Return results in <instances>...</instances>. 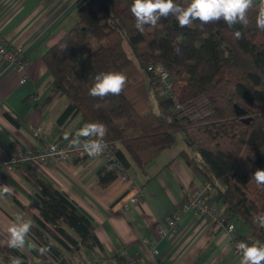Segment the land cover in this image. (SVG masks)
I'll return each instance as SVG.
<instances>
[{
	"label": "trees",
	"instance_id": "16d2710c",
	"mask_svg": "<svg viewBox=\"0 0 264 264\" xmlns=\"http://www.w3.org/2000/svg\"><path fill=\"white\" fill-rule=\"evenodd\" d=\"M175 2L187 7L189 0ZM130 5L131 0H75L77 23L42 56L52 88L66 103L57 125L63 127L77 115L83 126L103 124L102 140L115 144L125 169L124 152L141 170L145 152L173 145L174 133L188 138V132L195 131L209 146L196 145L203 164L185 151L178 157L212 185L228 221L247 228L246 235L238 236L250 245L264 243V227L253 222L264 214V185L251 178L257 169L264 170V30L256 26L261 0H252L246 24L232 28L222 20L181 28L169 15L155 26L145 25L142 32L135 27ZM158 64L169 74V96L156 74L148 71L149 65ZM109 71L126 77L121 93L90 96L95 76ZM202 99L210 107L202 117L173 113L176 104ZM234 106L247 113V123L235 116ZM222 141L228 142L227 150ZM118 178L116 171L103 168L97 184L106 188ZM30 182L38 215L32 217L28 235L42 264H83L82 250L104 254L95 223L82 208L38 176H31ZM10 253L0 247V264Z\"/></svg>",
	"mask_w": 264,
	"mask_h": 264
},
{
	"label": "crops",
	"instance_id": "0c3cea01",
	"mask_svg": "<svg viewBox=\"0 0 264 264\" xmlns=\"http://www.w3.org/2000/svg\"><path fill=\"white\" fill-rule=\"evenodd\" d=\"M75 14V0H0V44L23 50L29 79L20 85L13 68L0 62V154L82 139L76 136L83 127L80 116L63 127L57 125L66 103L52 88L42 61L45 51L77 23ZM37 128L40 135L35 138L32 130ZM173 145L145 152L144 170L124 152L133 185L143 192L138 205L128 203L126 208L122 199L129 185L115 180L106 188L98 186L97 174L104 167L100 158L71 164L53 161L43 168L25 165L12 172L0 169V185L10 189L0 193V247L13 251L4 255L3 264H42L28 234L23 247L7 244V229L12 223L32 221L38 215L30 182L33 175L65 193L93 219L104 254L99 257L82 250L83 264H240L225 231L215 229L206 216L180 212L183 200L200 190L205 180L178 157L182 151H174ZM212 193L210 202L221 207ZM174 215L180 220L172 230L168 222ZM235 224L239 234L248 233L246 227Z\"/></svg>",
	"mask_w": 264,
	"mask_h": 264
},
{
	"label": "clouds",
	"instance_id": "9594fccd",
	"mask_svg": "<svg viewBox=\"0 0 264 264\" xmlns=\"http://www.w3.org/2000/svg\"><path fill=\"white\" fill-rule=\"evenodd\" d=\"M251 3L252 0H189L187 7H181L175 0H131L129 10L135 20L136 29L141 32L145 25L155 26L161 18H166L169 15L175 17L178 26L181 28L196 21L208 24L221 20L229 28H232L237 23H247L246 12L251 7ZM256 26L258 29L264 30V0H261L260 11L256 17ZM234 35L239 39L241 33L236 31ZM125 82L126 77L120 72H101L95 76L94 83L89 89V95L101 98L109 94L118 95L124 88ZM105 131L103 124H85L77 130L76 136L96 137L97 139H88L82 142L76 139L74 145L82 147L83 152L88 156L100 155L106 147L102 142ZM251 178L258 185H264V170L257 169ZM9 190L6 185H0V193H7ZM253 222L264 227V214L255 217ZM31 226V220L12 223L7 229L9 234L8 247H23ZM236 248L240 254V264H264V243L249 245L240 241L236 244ZM16 264H19V261Z\"/></svg>",
	"mask_w": 264,
	"mask_h": 264
},
{
	"label": "built area",
	"instance_id": "2783aa9c",
	"mask_svg": "<svg viewBox=\"0 0 264 264\" xmlns=\"http://www.w3.org/2000/svg\"><path fill=\"white\" fill-rule=\"evenodd\" d=\"M0 62H4L11 66L15 73L19 76V84L25 85L28 82L26 73L28 63L25 60L23 50L21 48H7L0 44ZM162 69V70H161ZM148 71L153 72L158 77L164 95L169 96L172 93V83L169 79V74L165 68L158 65H149ZM166 73V76H165ZM210 110L206 100L193 101L186 104H176L173 113L179 117L197 118L207 114ZM33 136L39 137L40 129L32 130ZM93 137H82L81 142ZM106 145L103 152L97 156H88L82 150V147H77L74 143L58 142L50 143L41 149L33 147H20L8 153L0 154V169L6 172L21 169L25 165H31L38 168H43L53 161L64 164H71L75 161L100 158L104 161V167L107 171H116L118 180L123 184L130 186L127 197L122 201V207L126 208L128 203L138 205L143 197V192L133 185L131 176L128 174L124 165L116 156L115 144L102 140ZM213 187L210 183L205 182L200 190H195L190 197H187L181 203L179 210L182 213H193L200 216H206L212 223L215 229L225 231L229 235L231 250L233 255L240 258L236 244L240 241L248 243L238 236L236 224L229 222L227 216L223 213L222 208L215 206L210 202V196ZM180 217L174 215L172 220L168 222L170 229L175 230ZM159 233H163L159 230ZM249 244V243H248ZM250 245V244H249ZM155 252V251H154Z\"/></svg>",
	"mask_w": 264,
	"mask_h": 264
},
{
	"label": "rangeland",
	"instance_id": "374dc122",
	"mask_svg": "<svg viewBox=\"0 0 264 264\" xmlns=\"http://www.w3.org/2000/svg\"><path fill=\"white\" fill-rule=\"evenodd\" d=\"M74 17L76 18V22H77L78 21L77 15L75 14ZM248 118L249 116L246 115L243 119L246 120ZM173 138H174L173 147H175L174 151L175 150L180 151V152L185 151L197 161L198 165L203 164L202 161L197 156L196 145H199L200 147H204V148H209L207 144V139L205 137L198 135L195 131H190L188 132V138L186 137L184 133H181V132L174 133ZM221 144L224 150L228 149L227 141H222ZM127 195H125L122 200H124L127 197Z\"/></svg>",
	"mask_w": 264,
	"mask_h": 264
},
{
	"label": "water",
	"instance_id": "95a60500",
	"mask_svg": "<svg viewBox=\"0 0 264 264\" xmlns=\"http://www.w3.org/2000/svg\"><path fill=\"white\" fill-rule=\"evenodd\" d=\"M234 113H235V116L239 119H243L247 115V113L238 106H234ZM243 120H245V119H243ZM247 122H248V120L246 119L245 123H247Z\"/></svg>",
	"mask_w": 264,
	"mask_h": 264
}]
</instances>
